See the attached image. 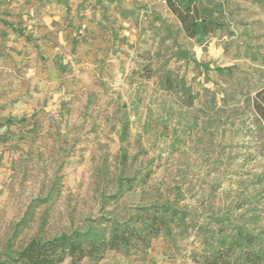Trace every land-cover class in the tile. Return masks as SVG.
<instances>
[{
	"label": "rangeland",
	"instance_id": "1",
	"mask_svg": "<svg viewBox=\"0 0 264 264\" xmlns=\"http://www.w3.org/2000/svg\"><path fill=\"white\" fill-rule=\"evenodd\" d=\"M223 6L198 41L162 0H0L1 259L150 204L184 219L96 264H194L219 224L264 243V0Z\"/></svg>",
	"mask_w": 264,
	"mask_h": 264
},
{
	"label": "trees",
	"instance_id": "2",
	"mask_svg": "<svg viewBox=\"0 0 264 264\" xmlns=\"http://www.w3.org/2000/svg\"><path fill=\"white\" fill-rule=\"evenodd\" d=\"M162 1L191 39L203 41L222 27L226 0ZM165 81L166 90L173 89L169 78ZM252 106L264 129V86L255 92ZM182 219L177 210L167 205L138 206L133 215L122 221L94 222L84 230L31 237L14 255L0 258V264H60L65 258H70V264L84 259L96 264L107 250L145 254L153 238L160 236L170 223ZM213 237L209 251L192 256L194 264H264V243L253 234L227 230L219 224Z\"/></svg>",
	"mask_w": 264,
	"mask_h": 264
}]
</instances>
